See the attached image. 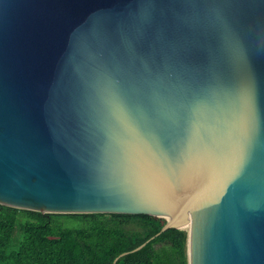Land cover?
I'll list each match as a JSON object with an SVG mask.
<instances>
[{"label":"water","instance_id":"95a60500","mask_svg":"<svg viewBox=\"0 0 264 264\" xmlns=\"http://www.w3.org/2000/svg\"><path fill=\"white\" fill-rule=\"evenodd\" d=\"M0 204L264 264V0H0Z\"/></svg>","mask_w":264,"mask_h":264},{"label":"trees","instance_id":"16d2710c","mask_svg":"<svg viewBox=\"0 0 264 264\" xmlns=\"http://www.w3.org/2000/svg\"><path fill=\"white\" fill-rule=\"evenodd\" d=\"M165 218L56 214L0 204V264H189L185 228ZM140 250L138 247L144 245Z\"/></svg>","mask_w":264,"mask_h":264}]
</instances>
